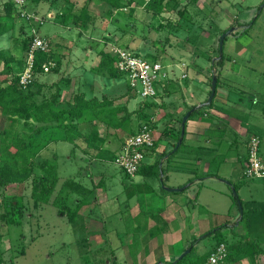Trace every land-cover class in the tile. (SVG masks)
<instances>
[{
	"label": "rangeland",
	"instance_id": "1",
	"mask_svg": "<svg viewBox=\"0 0 264 264\" xmlns=\"http://www.w3.org/2000/svg\"><path fill=\"white\" fill-rule=\"evenodd\" d=\"M84 1H78L75 11ZM147 1L133 0L122 11L113 9L112 15L108 5L97 6L93 2L90 9L96 15L88 29L79 28L72 21H63L65 5L62 0H40L38 5L29 2L27 10L44 20L38 29L39 34L49 40L50 52L61 58L57 66L50 61L58 69L57 73L50 69L37 75L38 82L44 84L39 101L55 92L56 87L51 86L54 83L62 87V100L65 101L71 100L77 93H85L87 97L98 95L99 98L125 93V78L115 80L94 73L100 60L99 52H112L119 47L118 43H124L128 51L160 60L173 73L170 80L160 84L155 99L144 100L138 96L133 100L123 98L117 102L119 106L126 103L129 112H136L130 125L134 131L138 129L139 122L145 121H140L138 117V110L145 102L154 101L161 105L154 112L147 109L154 114L156 125L153 129L158 144L147 155L145 162H155L162 154L159 153L160 146L166 144L163 139L168 134L165 132L176 133L177 136L179 119L187 113L185 103L192 100V96L207 94L212 89L213 80L209 75L217 77L218 69L220 71V64L213 66V63L224 55L226 67L222 70V77L219 74V79L227 80L226 89L231 98L237 99V104L230 102L227 105L228 114L239 122L249 124L245 127L248 133L262 136L261 153L264 156V0H210L206 4L203 0H177L175 10L169 12L166 9L157 16L147 9ZM131 9L133 12H130ZM179 11L183 14L180 15ZM16 25L17 33H6L0 39V46L12 45V50L8 51L19 60L26 54L23 52V41L31 36L34 25L21 17L14 28ZM229 30L233 31L225 39L221 54L220 38ZM0 65L2 71V62ZM12 65L17 68V64ZM183 65L182 72L180 68ZM184 73L187 77L181 79ZM4 78L0 76V79ZM220 80L219 85H224ZM168 83H172L168 88L171 93L164 90ZM220 104L216 99L215 105L221 107L218 106ZM3 125L4 118L0 117V128ZM79 126L84 134L93 131L90 124ZM28 130L29 126L23 124L18 128L21 135ZM98 132L104 134L105 127L98 126ZM129 133L130 130L112 132L106 147L119 150L122 138L126 137V140ZM212 134L217 135L213 131ZM224 138L226 144L218 153L215 152L212 160L202 156L203 164L200 169L197 168V173H187V177L193 179L207 172L222 177L205 179L184 192L175 193L180 195L184 215H178L171 228H182L180 223L184 217L194 218L195 222L188 225V230L187 227L184 231L179 229L180 232L169 229L177 239L181 238L180 243L172 248L167 238L160 240L151 236L154 226L164 228V231L168 227L148 216L164 209L163 188L170 189L169 186L181 176L182 171L172 173L167 170L172 167L170 163L176 161L175 166L186 170L193 168L191 158L194 156L188 137L169 161L165 159L164 168L170 175L163 184L158 178L144 175L127 178L115 163L95 160V151L86 152L87 146L82 141H78L76 146L66 141L50 143L41 152L38 161L47 159L57 164L61 177L58 188L70 177L89 188L97 186L103 178V186L83 199L79 208L77 203L81 197L71 194L69 205L77 208L80 214L75 223L60 214L52 202L35 207L30 183L0 187V205L4 210H11L14 199H19L21 206H25L22 217H17L18 214L12 217V220L17 218L18 223L15 221L7 225L0 221L3 247L7 249L5 258L9 260L13 256L7 264H156L160 256L169 258L164 262L180 258L189 249L187 242L193 238L192 234L199 239L202 235L204 237L196 245L193 258L211 250L222 236L228 246L238 239L256 240L264 250V179L244 176L245 136L231 126H225ZM172 149L169 150L173 152L175 148ZM140 205L146 210L143 217L140 216ZM135 214L143 218V222L139 221L142 233L137 231ZM223 225L220 232L206 236L205 233L212 228ZM23 249L25 253H21ZM241 264H264V255L246 259Z\"/></svg>",
	"mask_w": 264,
	"mask_h": 264
},
{
	"label": "trees",
	"instance_id": "2",
	"mask_svg": "<svg viewBox=\"0 0 264 264\" xmlns=\"http://www.w3.org/2000/svg\"><path fill=\"white\" fill-rule=\"evenodd\" d=\"M78 1L79 0H62L65 5L63 21L65 23L72 21L75 26L82 29H88L90 23L95 19L96 14L90 9L93 2H95L94 4L97 6H102L104 4L108 5L111 9V15L113 9L122 11L133 3V0H85L83 5L80 6V9L75 11V8L79 6ZM30 2H36L38 5L40 0H30ZM177 5V0H148L145 4L147 9L152 12L154 16L162 14L166 9L169 12L173 11L176 9ZM4 10L5 16L3 20L0 21V38L6 34L5 32H9L14 28V24L19 18V13H17L13 0L6 2ZM130 12H133V9H131ZM179 14H183V11H179ZM28 45L29 38L23 41V52H26ZM117 45L123 49H127L124 43H118ZM136 54L140 55V53ZM99 56L100 60L94 73L106 75L115 80L125 78L127 84L125 93L117 97L103 95L100 98L98 95L87 97L85 93H77L73 95L71 100L65 101L62 100V87L54 83L51 86L56 87L55 92L49 98L44 97L39 101L43 93L44 84L38 82L36 79L37 75L45 73L43 65L50 61L55 62L56 66L60 65L61 58L59 55L53 51L47 53L37 52L34 67L36 76L35 81L28 88H23L19 84V74L25 68V55L17 60L9 51H0V62H3V70L0 72V76H5L4 79H0V117L4 118V125L0 128V187L6 188L12 184L19 186L30 183L32 185L31 198L33 199L35 207L52 202L58 209V212L67 216L71 223H75L80 217L77 208L82 205L83 199L90 197L96 189L102 187L104 180L102 178L97 186L89 188L81 181H77L76 178L70 177L65 179L61 183L60 188H58L61 181L58 166L53 160L46 159L42 162L38 161L41 152L52 142L66 141L76 146L78 141H82L87 146L86 152H90L91 150L95 151L94 156L92 155L95 160L99 162L107 161L115 163L119 150L113 151L106 147L111 133L114 131L124 132L130 130V133L127 135L129 138L135 135L144 123L151 124L154 128V125H156V122L153 120L154 114L147 112V109L149 108L154 112L157 111L158 106H161L154 101L145 102L144 106L138 110L140 121H145L139 122L138 129L134 131L130 125L132 124V115L136 112H129L126 103L125 105L119 106L117 102L123 98H127L128 101L136 99L138 94L131 88L126 76L116 69L115 64L117 58L111 51L102 50L99 52ZM143 57L151 61H156V59L144 55ZM223 62L224 55L214 61L213 66L217 64L222 65ZM14 63L17 64V68L13 67L12 64ZM56 66L51 68L52 72H58ZM214 76L216 75L213 74L211 76V81ZM219 80V75H217V84ZM67 82H69V80ZM164 88L167 89L166 86ZM179 89L180 88H178V90ZM168 92L171 93L172 91L168 89ZM212 104L213 101L208 106H212ZM206 107L207 106H202L195 109L191 113L188 121L193 116L202 113ZM194 108L195 107H189L187 112ZM182 119L183 117L179 119L180 127L177 133L178 141L182 137ZM20 124H23L25 127L29 126V130L26 134H19L18 128ZM80 124H90L93 131L89 134L82 133L80 130L81 126H79ZM101 125L105 127L104 134L98 132V126ZM165 134L168 133L165 132ZM125 138L126 137L122 138L120 149L126 141ZM184 141L185 136L177 150L161 154L160 158L153 164H142L137 174L158 178L163 183L165 178H167V173L165 172L162 161L166 157V160L169 161L170 158L179 151ZM177 143L174 144V148ZM156 144H158V141L155 142L154 148L150 150L151 153L155 150ZM148 153L149 152L145 153V156H147ZM126 177L129 178L127 174ZM192 182H194V179H191V183ZM184 190L186 189L184 188ZM163 192L167 193L166 189L163 188ZM55 193L56 195L53 198ZM72 193L81 197L80 201L77 203V208H72L69 205V199ZM140 206L145 214L146 210L143 209L142 205ZM24 208L25 206H21L19 199L13 200L11 210H4L3 206L0 205V221L7 225L18 223V219L13 218L12 220V217L17 214V217H22ZM161 211L149 216L165 224L162 218H160ZM224 226L225 225L219 226L205 234L208 236L220 232ZM161 232L162 230L156 226L151 236L155 237ZM3 237L4 235L0 233V264H7L13 260V256L9 260H6L5 254L7 249L3 247ZM203 238V235L200 239L197 236L189 241L187 248H191V252L184 258L179 259L176 257V259L170 262L159 261L156 264H209V258L212 252L222 243L227 246L228 254L226 259L218 264H241L242 261L246 259H255L264 255L263 248L256 240L238 239L235 243L228 246L226 238L222 236L211 250L193 258L192 254L195 247ZM21 253H25V249H23Z\"/></svg>",
	"mask_w": 264,
	"mask_h": 264
},
{
	"label": "built area",
	"instance_id": "3",
	"mask_svg": "<svg viewBox=\"0 0 264 264\" xmlns=\"http://www.w3.org/2000/svg\"><path fill=\"white\" fill-rule=\"evenodd\" d=\"M13 1L18 8L19 17L34 25L25 54V68L19 74L20 86L28 88L33 84L36 77L34 71L36 53L50 52V42L38 32L39 27L44 24V20L27 10L30 0ZM112 53L117 58L116 69L126 76L131 88L144 100L155 99L160 84L171 79L173 72L168 71L160 60L151 61L121 47L114 48ZM52 67L51 62L43 65L45 72H48ZM180 69L183 72L184 65ZM186 77L187 74L184 73L180 78ZM155 142L153 126L144 123L135 135L126 139L118 152L115 164L129 177H134L144 162L145 153L154 148ZM261 142V137L254 134L247 139V157L244 169L246 178L264 179V158L261 156ZM227 254V246L223 243L218 245L209 258V264H218L224 261Z\"/></svg>",
	"mask_w": 264,
	"mask_h": 264
},
{
	"label": "crops",
	"instance_id": "4",
	"mask_svg": "<svg viewBox=\"0 0 264 264\" xmlns=\"http://www.w3.org/2000/svg\"><path fill=\"white\" fill-rule=\"evenodd\" d=\"M7 1H9V0H5L3 2H0V21L3 20V17L5 16L4 5L6 4ZM199 1L201 2L202 0H199ZM203 1L206 4L210 0H203ZM17 31H18V26L16 25L15 28H13L9 32H5V33H17ZM3 36H5V34ZM2 37L0 39H2ZM11 47H13V46L12 45L9 46V47H6V46L1 47L0 46V51L12 50ZM2 64H3V62H2ZM218 67L220 68V71L218 69L217 74L218 75L220 74V76L222 77V74H221L222 70L225 69L226 66L224 65V63H222V65H219ZM226 69L228 70V68H226ZM0 72H1V70H0ZM209 77L211 78V73H210ZM221 82H223L224 85H219V83L217 84L216 95H215V99L213 100L212 106H207L206 109L202 113L193 116L188 121V123L186 125L185 140H187V137H188V141H190V143L192 145L191 148H192V153H193L194 157L191 158L192 159L191 166L193 168L192 169H187V170L186 169H182L181 167L175 166V162L176 161H172L170 163L172 167L168 168L167 170L171 171L172 173H174L176 171H178V172L182 171V172H181V176H180L181 178L178 177L179 179H175V183L172 186H169L170 189L171 188H174V189L182 188L183 190L180 191V192H184L185 191L184 188L187 189L188 187L192 186L193 184L203 183L202 181L205 180V179L212 180V178H214L216 176L217 177H222V176H219V174L210 175L209 174L210 172H207V173H203L202 177L196 176L197 178L194 179V182L191 183V179H193V177H187V175H188L187 173H189L190 171H193V172L197 173V168L200 169V166H202V164H203L202 156H203V159L208 158L209 160H212L213 157H214L215 152L218 153L222 149L223 144H226L225 138H224L225 126H231L241 136H245V156H244L243 169H245V166H246L247 139H248V137L250 135H253V134L254 135H258V136L261 137V141L263 142L262 136L260 134H257V133H251L250 134V133H248L249 130H247L245 127L249 126V124H244L242 122H239L235 117H232L233 115L231 116V115L228 114L229 110H227V105L230 102H232L233 104H237V99L236 98H231V93L229 92V90L226 89L225 85H226L227 80H223L222 79V80H220V83ZM171 84L172 83H170V84L168 83L167 86L165 85L167 89L164 88V90L168 91V88H169V86ZM187 88L189 89V87H187ZM210 91H211V89L208 91L207 94L203 93L201 96H195V95L192 96L193 97L192 100L187 101V104L185 103V105H187V108H186L185 112H187V109L189 107H197L199 105H202V104L206 103L208 101V99H209ZM216 99H217L218 102L222 103V104L218 105V106H221V107H217V105H215V100ZM224 103H225V105H224ZM185 112H183V113H185ZM212 131L217 133V135L212 134ZM168 135L166 136L165 139H163V141L166 144L160 146V149H159V153L160 154L161 153L163 154V153H166V152L170 153L171 150H169V149H172L174 147V144H176L177 141H178V135L176 136V133H173V134L172 133H168ZM262 142H261V146H262ZM184 143H185V141H184ZM149 153H151V151H149ZM206 155L208 157H206ZM261 156L264 158L262 153H261ZM147 157L148 156H145V159ZM145 159H144L143 164L149 165V164H153L154 163V161H152V160L150 162H145ZM165 159H167V157ZM165 159L162 161L163 165H165V163H166ZM169 175H170V173L167 174V177ZM102 192H105V191H102ZM166 192L167 193L163 192V194H164L163 198L166 201V205L164 206L163 210L161 209L162 210L161 211V218L165 222L166 228L168 227L167 228L168 230L164 231V228H160L159 227L162 230V232L157 234L155 236V238H159L160 240H161V238H163V239L165 238L164 240H166V238H167V240L169 242L168 244H169V246L171 245V248H172V246H174L175 244L180 243V241H181L180 239L181 238L177 239L176 238L177 236L173 235L174 233H171L169 231V229L170 230L173 229V228H171V224H174L176 222V220L178 219V215H184V207H183L182 203L180 202L181 201V199H179L180 195L177 196V194H175L177 192L179 193V191L168 192L166 190ZM107 198H108V196L106 197V199ZM139 210L143 214L142 215L140 213L141 214L140 216L143 217L145 214L141 210L140 206H139ZM150 215H152V214H150ZM140 216L137 217L136 214H135L134 215V219H135V223L137 224L136 225L137 231L141 232V230H142L141 228L142 227H140L141 224L139 223V221L143 222V218L140 217ZM146 216H148V215H146ZM148 217H152V216H148ZM194 222H195L194 218H189L188 219L187 217H184V220H182V223H180V224H182V228L176 227V228H174L171 231L172 232L173 231H177V230L179 232H180V230L184 231L186 229V227H187V230H188V225L189 224L193 225ZM155 228H156V226H154L153 229H155ZM215 228H217V227H215ZM212 229H214V228H212ZM169 232L171 233V235L169 234ZM182 233H179V234L181 235ZM140 236H138V239L140 238ZM192 236L194 237V234H192ZM188 241H189V239H188ZM187 243H189V242H187ZM168 253H171V252H168ZM171 256H172V254L169 255V257H171ZM164 259H169V258L168 257H164V256H160L158 261H165ZM170 261H166V262H170Z\"/></svg>",
	"mask_w": 264,
	"mask_h": 264
},
{
	"label": "water",
	"instance_id": "5",
	"mask_svg": "<svg viewBox=\"0 0 264 264\" xmlns=\"http://www.w3.org/2000/svg\"><path fill=\"white\" fill-rule=\"evenodd\" d=\"M233 30H229L227 32H225L221 38H220V52L222 54L223 52V46H224V42H225V39L231 34ZM216 89H217V77L214 76L213 77V82H212V89H211V94L209 96V99L206 103L202 104V105H199L197 107H195L194 109H192L191 111L187 112L186 115L183 117L182 119V132H181V139L178 141L175 149L177 150L180 146V144L182 143L183 141V137L185 136V130H186V122L188 121L189 117L191 116V113L197 109V108H200L202 106H208L213 100H214V97L216 95ZM168 192H172V191H182L183 189L180 188V189H166ZM234 194L236 195V191L234 190ZM241 211H242V207H241ZM191 252V248L187 249L186 251H184V253L181 255V257L179 259H182L184 258L187 254H189Z\"/></svg>",
	"mask_w": 264,
	"mask_h": 264
}]
</instances>
